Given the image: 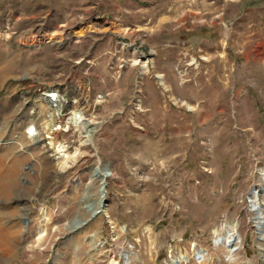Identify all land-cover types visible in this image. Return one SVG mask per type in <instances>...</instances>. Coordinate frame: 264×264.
<instances>
[{
	"label": "rangeland",
	"instance_id": "rangeland-1",
	"mask_svg": "<svg viewBox=\"0 0 264 264\" xmlns=\"http://www.w3.org/2000/svg\"><path fill=\"white\" fill-rule=\"evenodd\" d=\"M2 155L0 264H264V0H0Z\"/></svg>",
	"mask_w": 264,
	"mask_h": 264
},
{
	"label": "bare ground",
	"instance_id": "bare-ground-1",
	"mask_svg": "<svg viewBox=\"0 0 264 264\" xmlns=\"http://www.w3.org/2000/svg\"><path fill=\"white\" fill-rule=\"evenodd\" d=\"M59 91L57 89H54L52 92H50V90H46L44 92L43 96L45 99H48L49 101H51L52 105L55 106V108H57L58 112L60 113V109L62 106L61 104L64 101L61 99L63 95ZM59 100H60V102H59ZM68 121L73 122L77 127H79L81 129V131L83 132V135L85 137H87V139L89 141H93L94 133L96 131V126L92 122H90V120L87 119V117L84 113V110L75 109L72 112V115L69 117ZM29 131L31 132V135H34L37 131V128L31 124V126H29ZM63 150H64L63 146H58L59 153H62ZM62 155H63V153H62ZM3 157H4V155H2L0 158H3ZM16 160L18 163H21V161L23 160V157H18V158H16ZM18 170H19V167L16 164L5 165V164H2V162H0V178L1 179H4L6 177H10V176L16 174L18 172ZM95 174L98 177H100L101 181H103V180H107V178L110 175H112V171L110 169H107V168H105V169L95 168ZM101 189L103 190V184H101L100 191H101V195L104 196L106 194V192H105V190H103V193H102ZM0 215H1V213H0ZM21 224L20 223H13V220H5V219H3V217L0 216V231H4V230L10 231L13 229H20ZM263 224H264L263 221L259 222V225L262 226ZM224 242L227 243V246L232 251L234 250V246L236 244L235 238L226 236ZM226 243H225V245H226ZM174 263L177 264L178 261L174 260ZM111 264H118V262L112 261Z\"/></svg>",
	"mask_w": 264,
	"mask_h": 264
},
{
	"label": "water",
	"instance_id": "water-1",
	"mask_svg": "<svg viewBox=\"0 0 264 264\" xmlns=\"http://www.w3.org/2000/svg\"><path fill=\"white\" fill-rule=\"evenodd\" d=\"M107 169H109V168H107ZM102 183L105 185V181H104V180L102 181ZM104 185H103V190H104ZM103 190H102V191H103ZM105 201H106V200H105ZM105 201L102 202L103 205H104ZM99 211H100V209H99L97 212H95L94 214H95V215L98 214Z\"/></svg>",
	"mask_w": 264,
	"mask_h": 264
}]
</instances>
